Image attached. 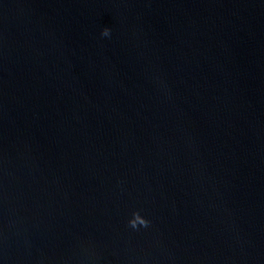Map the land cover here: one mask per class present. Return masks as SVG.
Here are the masks:
<instances>
[{"label":"water","instance_id":"obj_1","mask_svg":"<svg viewBox=\"0 0 264 264\" xmlns=\"http://www.w3.org/2000/svg\"><path fill=\"white\" fill-rule=\"evenodd\" d=\"M0 264H264V0H0Z\"/></svg>","mask_w":264,"mask_h":264},{"label":"clouds","instance_id":"obj_2","mask_svg":"<svg viewBox=\"0 0 264 264\" xmlns=\"http://www.w3.org/2000/svg\"><path fill=\"white\" fill-rule=\"evenodd\" d=\"M110 34V30L108 28H105L104 31H103V35L104 36H108ZM143 225H147L148 221L146 219H144L142 221Z\"/></svg>","mask_w":264,"mask_h":264}]
</instances>
